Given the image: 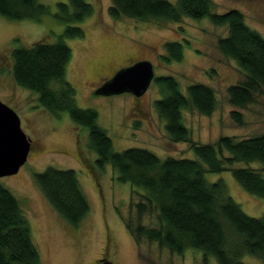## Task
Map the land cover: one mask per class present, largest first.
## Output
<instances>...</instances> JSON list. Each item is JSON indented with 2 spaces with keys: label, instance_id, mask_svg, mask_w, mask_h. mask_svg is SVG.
<instances>
[{
  "label": "rangeland",
  "instance_id": "374dc122",
  "mask_svg": "<svg viewBox=\"0 0 264 264\" xmlns=\"http://www.w3.org/2000/svg\"><path fill=\"white\" fill-rule=\"evenodd\" d=\"M51 7V14L40 21H11L0 15V100L20 116L22 128L32 140L27 162L14 175L0 177L19 200L28 217L33 240L41 252V264H218L216 258L197 249L183 254L172 253L157 243L137 242L126 223L138 220L137 203L145 190L122 182L111 164L101 167L97 153L89 147V130L76 123L68 112L55 115L43 107L38 95L17 84L13 75L12 52L31 47L35 42H55L67 24L55 17L57 3L66 0H38ZM94 13L71 24L85 32L81 38L65 37L72 49L67 66V79L76 89V103L99 113V124L108 131L115 150L132 147L148 149L160 158L198 159L189 141L173 142L166 122L155 107L161 90L158 76H174L183 92L192 83L213 87L217 108L210 114L183 110L185 125L193 141L216 143L221 136L244 138L264 132V93L242 108L245 124L231 117L234 109L228 88L241 83L246 75L240 65L217 46L228 34L226 26H218L209 17H189L181 21H143L110 14L113 0H88ZM175 1V0H171ZM213 12L238 9L247 24L264 36V0H212ZM181 42L183 59L167 60V44ZM147 59L154 65L155 78L140 97L125 92L98 95L95 89L118 69L134 61ZM262 166L260 162H239L236 166ZM49 166L74 169L90 203V212L82 223L71 225L49 202L36 181V174ZM264 175V172H263ZM210 182L222 180L229 194L251 216L264 215V198L245 190L232 170L207 172ZM143 224L155 225L156 214L143 217ZM207 257V258H206ZM246 264H264V259L246 254ZM98 263V264H99Z\"/></svg>",
  "mask_w": 264,
  "mask_h": 264
},
{
  "label": "trees",
  "instance_id": "16d2710c",
  "mask_svg": "<svg viewBox=\"0 0 264 264\" xmlns=\"http://www.w3.org/2000/svg\"><path fill=\"white\" fill-rule=\"evenodd\" d=\"M93 13L94 6L88 0L59 1L54 15L67 24L64 34L55 42L41 40L12 52L17 84L35 92L40 104L53 114L68 112L72 120L87 127L89 147L97 153V163L101 167L111 164L120 181L145 190L136 205L138 220L126 223L137 242H154L179 254L194 248L205 256H214L218 264H246L242 261L246 254L264 259V215L247 214L229 194L224 181L210 182L206 178L207 172L232 170L245 190L264 198V132L244 138L221 136L216 143L193 141L183 110L212 114L218 103L215 90L196 82L188 85L185 94L174 76H158L155 82L161 97L155 107L166 122L169 138L173 142L189 141L199 160L163 159L138 147L115 150L108 131L98 122V111L77 105L76 89L67 79L72 49L65 37H84L83 28L71 24ZM50 14L51 7L38 0H0V15L11 21H40ZM110 14L116 19L126 16L143 21L209 17L213 24L226 26L228 34L218 39L217 46L245 72L241 83L228 88L234 107L231 117L236 124H245L242 108L264 93V36L247 24L242 11L213 12L212 0H113ZM166 46L168 61L183 59L181 42ZM239 162H260L262 166H236ZM36 181L57 212L78 227L90 212V203L77 172L49 166L36 174ZM147 214H156L155 225L143 224ZM41 262L20 200L0 183V264Z\"/></svg>",
  "mask_w": 264,
  "mask_h": 264
},
{
  "label": "water",
  "instance_id": "95a60500",
  "mask_svg": "<svg viewBox=\"0 0 264 264\" xmlns=\"http://www.w3.org/2000/svg\"><path fill=\"white\" fill-rule=\"evenodd\" d=\"M155 78L154 65L147 59L118 70L99 86L98 95L129 92L142 96ZM32 151V140L22 128L19 114L0 100V177L17 174Z\"/></svg>",
  "mask_w": 264,
  "mask_h": 264
},
{
  "label": "flooded vegetation",
  "instance_id": "af4514ba",
  "mask_svg": "<svg viewBox=\"0 0 264 264\" xmlns=\"http://www.w3.org/2000/svg\"><path fill=\"white\" fill-rule=\"evenodd\" d=\"M141 60H142V59H141ZM137 61H139V60H137ZM135 62H136V61H134L133 63H135ZM133 63H130V64L126 65V66H130V65H132ZM126 66H124V67H126ZM121 68H123V67H121ZM121 68H120V69H121ZM118 70H119V69H118ZM118 70H117V71H118ZM117 71H116V72H117ZM116 72H114L111 76H109L105 81H107V80H109L110 78H112ZM105 81H104V82H105ZM102 84H103V83H102ZM102 84H101V85H102ZM101 85H100V86H101ZM98 87H99V86H98ZM98 87H97V88H98ZM97 88H96V89H97ZM96 89H95V90H96ZM99 262H100V261L98 260L95 264H98ZM99 264H100V263H99Z\"/></svg>",
  "mask_w": 264,
  "mask_h": 264
}]
</instances>
